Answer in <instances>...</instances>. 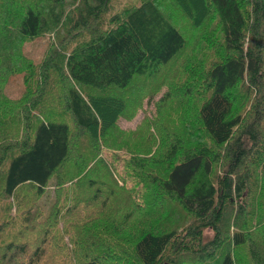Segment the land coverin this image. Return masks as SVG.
<instances>
[{
    "label": "trees",
    "instance_id": "obj_1",
    "mask_svg": "<svg viewBox=\"0 0 264 264\" xmlns=\"http://www.w3.org/2000/svg\"><path fill=\"white\" fill-rule=\"evenodd\" d=\"M0 264H264V0H0Z\"/></svg>",
    "mask_w": 264,
    "mask_h": 264
},
{
    "label": "rangeland",
    "instance_id": "obj_2",
    "mask_svg": "<svg viewBox=\"0 0 264 264\" xmlns=\"http://www.w3.org/2000/svg\"><path fill=\"white\" fill-rule=\"evenodd\" d=\"M47 42L46 38H42V39H38V40H33V41H29L25 44V52L26 54L32 58L34 61H37L44 49V46ZM20 76H15L11 79L8 88H7V92L10 96H16V94H18L20 92ZM160 95V93L158 94ZM146 107V106H145ZM150 111H155V108L153 105L149 104L148 105ZM143 116V112L140 110L138 112V114L135 116V118L132 121H126V120H121L120 125L124 128H133L142 118ZM44 126H46V124H44ZM44 134H40L39 136H42L43 138ZM47 139L44 136V139L42 141H46Z\"/></svg>",
    "mask_w": 264,
    "mask_h": 264
}]
</instances>
